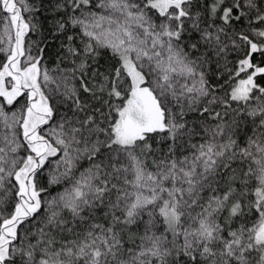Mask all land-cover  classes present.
Returning a JSON list of instances; mask_svg holds the SVG:
<instances>
[{
	"label": "snow or ice",
	"instance_id": "1",
	"mask_svg": "<svg viewBox=\"0 0 264 264\" xmlns=\"http://www.w3.org/2000/svg\"><path fill=\"white\" fill-rule=\"evenodd\" d=\"M0 264H264V0H0Z\"/></svg>",
	"mask_w": 264,
	"mask_h": 264
}]
</instances>
